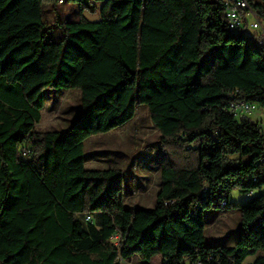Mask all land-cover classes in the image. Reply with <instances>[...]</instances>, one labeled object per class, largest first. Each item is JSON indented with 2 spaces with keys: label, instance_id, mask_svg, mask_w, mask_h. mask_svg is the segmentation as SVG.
<instances>
[{
  "label": "trees",
  "instance_id": "1",
  "mask_svg": "<svg viewBox=\"0 0 264 264\" xmlns=\"http://www.w3.org/2000/svg\"><path fill=\"white\" fill-rule=\"evenodd\" d=\"M65 2L79 16L56 12L49 32L44 16ZM248 3L264 19V0ZM225 12L224 0H0V264H264V129L229 109L264 107V46ZM51 87L78 90L81 111L39 130ZM139 104L159 132L153 207L126 205L121 168L85 165V140ZM234 189L251 195L239 238L207 243L204 209L229 208Z\"/></svg>",
  "mask_w": 264,
  "mask_h": 264
},
{
  "label": "rangeland",
  "instance_id": "2",
  "mask_svg": "<svg viewBox=\"0 0 264 264\" xmlns=\"http://www.w3.org/2000/svg\"><path fill=\"white\" fill-rule=\"evenodd\" d=\"M77 11V12H76ZM56 12L62 18L79 16L77 6L72 2L58 4L57 10H51L44 16L48 24L45 29L54 31L53 23ZM90 19H99L100 14L85 12ZM248 29V33L253 32ZM62 32L58 31L57 35ZM57 93V96L55 95ZM47 99L42 109V118L37 125L39 130L66 129L79 116L81 111L80 93L76 89L51 87L46 90ZM257 105L250 115L264 129V107ZM242 115H238L241 117ZM159 132L153 125L146 104H139L135 115L125 124L108 132L94 134L85 140L86 167H119L124 172L125 202L127 206L153 207L160 188V145ZM264 194V187L256 189L253 195ZM251 195L237 189L231 192L229 208L215 205L204 209L206 219L205 235L207 243L225 241L233 244L240 235V211L236 206L246 202ZM256 255H250L244 261L248 264ZM161 255L151 260H143L134 255L121 264H161Z\"/></svg>",
  "mask_w": 264,
  "mask_h": 264
},
{
  "label": "built area",
  "instance_id": "3",
  "mask_svg": "<svg viewBox=\"0 0 264 264\" xmlns=\"http://www.w3.org/2000/svg\"><path fill=\"white\" fill-rule=\"evenodd\" d=\"M227 2V11L230 12L233 20L237 22V30L244 28L245 26L250 29H259L255 40L264 42V19H259L258 16L252 15L248 7L241 3V0H225ZM244 12L246 16H251L252 19L246 21L244 18ZM257 108L256 103L246 101H234L229 105V109L238 115L250 116ZM29 150L23 149L24 155H27ZM88 218H90L88 216Z\"/></svg>",
  "mask_w": 264,
  "mask_h": 264
},
{
  "label": "bare ground",
  "instance_id": "4",
  "mask_svg": "<svg viewBox=\"0 0 264 264\" xmlns=\"http://www.w3.org/2000/svg\"><path fill=\"white\" fill-rule=\"evenodd\" d=\"M241 3L244 4L245 6L248 7L249 9V3H248V0H241ZM224 6L226 8V18H227V23L229 25V28L230 29H233V30H237V22L233 20L232 16H230V12L227 11V2L224 0ZM256 44L258 45H261V46H264V42L262 41H257V40H254Z\"/></svg>",
  "mask_w": 264,
  "mask_h": 264
},
{
  "label": "crops",
  "instance_id": "5",
  "mask_svg": "<svg viewBox=\"0 0 264 264\" xmlns=\"http://www.w3.org/2000/svg\"><path fill=\"white\" fill-rule=\"evenodd\" d=\"M249 11H251V10H249ZM251 14L252 15H256V13L254 12V11H251ZM257 16V15H256ZM249 18H251L250 16H249ZM254 31L253 32H251V34H256V33H258V31H259V29H253ZM55 95L57 96V93H55ZM248 195V194H247ZM218 241V240H217ZM219 241H221V240H219ZM161 263H162V260H161Z\"/></svg>",
  "mask_w": 264,
  "mask_h": 264
}]
</instances>
